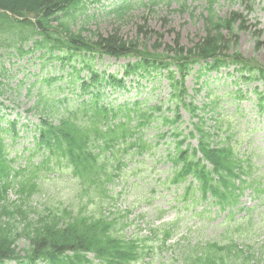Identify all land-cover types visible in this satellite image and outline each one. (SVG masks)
Returning <instances> with one entry per match:
<instances>
[{
    "label": "trees",
    "instance_id": "16d2710c",
    "mask_svg": "<svg viewBox=\"0 0 264 264\" xmlns=\"http://www.w3.org/2000/svg\"><path fill=\"white\" fill-rule=\"evenodd\" d=\"M79 1L0 0V52L5 51L0 56L10 54L13 50L22 54L24 45L39 35L41 39L34 40V47L48 49L51 54L54 51L67 50L68 53L74 54L106 53L112 56L129 54L138 56L136 67H132L128 73L136 68L146 71L159 66L170 68L171 65H175L184 77L190 64L210 58L213 59L212 68L225 65L231 60L241 64L246 70H256L264 79L263 68L250 66L248 59L246 60L238 51L233 52L238 44V35L234 32L241 18L238 12H231L222 18L213 10L211 4L208 16L204 17L203 35L198 39H192L187 48L179 38H176L174 46H168L161 51V45L152 49L143 39H125L117 28L111 32L107 31L106 34L99 32L85 34L83 28L74 31L71 23ZM59 12L63 15L59 16ZM53 56L58 58L55 54ZM53 56L51 58H54ZM167 58L170 60H165ZM94 73L92 72L90 78L92 84L93 79L100 80V76ZM112 80L117 83L113 84L109 80L111 84L123 86L122 81L115 78ZM171 81L172 89L178 87L181 90L182 87L178 85L180 81L174 80L173 75ZM102 86L103 83L98 84L97 90L91 92L90 101H83L67 110L57 123L49 119L48 113H45L46 117L42 114L38 126L40 134L38 149L44 151L46 159L55 160L69 167L73 177L78 180L81 187V190L78 188L80 200L78 199L75 207L60 209L48 207L45 211L39 212L28 204L29 199L41 191L35 179L37 175L22 177L23 169L17 170L10 165L3 137L10 129L4 127L0 120V264L7 259H23L27 261L25 264H37L39 261L46 264H89L91 262L87 257L88 251H93L101 264H116L127 259L128 256L125 255H129L131 242L117 241L125 238L117 235L116 223L108 217L95 216L92 215L94 212L84 210L85 199L102 192L101 186L91 188L85 185L90 184L93 177H99L108 170L110 159L118 157V152L120 156H124L136 148V143H128L136 130L132 131L127 123H121L106 131L100 128L102 121L117 116L119 112L123 113L122 108L113 109L99 103L103 96L100 90ZM90 87L92 86L87 81L81 82L83 92ZM3 93L4 86L0 81V97ZM179 95L182 96L183 93ZM0 104L2 105L1 100ZM195 110L196 107H193V111ZM129 113L128 109L125 114ZM15 124L12 123V131H15ZM199 133L201 152L213 165L208 173L215 172L221 177H224L225 173L233 174L234 168L240 165L238 164L240 161L235 159L234 151L228 146L211 147L209 135L203 131ZM120 143L129 146L119 151L116 147ZM138 149L144 150L142 146ZM185 154L187 152L181 155L183 159L186 158L183 172H195L206 178L205 166L197 165L194 159H189ZM119 163L121 164L120 161ZM208 187L212 188V185ZM11 189L19 201L8 199ZM21 238L28 241V245L19 250L17 241ZM238 258H242L241 264H246L247 258L244 256L237 254L235 257L229 252L218 255L211 247L204 252L188 253L185 264H237L235 262H239Z\"/></svg>",
    "mask_w": 264,
    "mask_h": 264
},
{
    "label": "rangeland",
    "instance_id": "374dc122",
    "mask_svg": "<svg viewBox=\"0 0 264 264\" xmlns=\"http://www.w3.org/2000/svg\"><path fill=\"white\" fill-rule=\"evenodd\" d=\"M90 1L100 2V6L92 5ZM109 0H83L86 3V8L94 17H77V23L73 25L75 30L84 26L88 33H105L111 32L113 29H119L125 39L140 38L148 44L150 47L161 45V50L166 49L168 46H174V40L179 38V41L187 48L190 45L192 39H198L203 31L204 21L201 14L204 12L208 3L206 0H165L163 4L157 6L153 11H149L145 8H138L131 11L123 19H115L112 16L104 17L97 16L101 11H105L103 8L104 3ZM171 2L169 7L166 6L167 2ZM181 1L186 3V6L182 7ZM183 2V3H184ZM95 8V10H93ZM242 11L240 4L235 0H217L216 10L220 15H225L231 10ZM98 13V14H97ZM247 14V12H245ZM96 16V17H95ZM248 27L238 32V48L239 51L245 57H255L260 61H264V0H255L254 11L247 14ZM141 30V31H140ZM144 31H147L144 33ZM96 34V35H97ZM31 46V42L27 44L26 48ZM3 50L0 54L4 53ZM107 64L114 63L108 59H105ZM121 64H119L120 66ZM118 67L110 66V70H117ZM0 71L6 73V78L2 80L7 82L5 85L7 92L2 98V102L9 108H3L2 112L8 114L7 120L17 119L19 124L17 129L19 135L13 139L11 135L7 138L9 145V158L15 159L13 166L24 165L28 162L29 157L34 152V141L36 132L33 126L39 122V116L41 112H48L52 114L56 107L62 104L60 101L67 99L73 103L76 101V94L70 93L72 87L69 82L70 76L68 75L69 69L61 68V63L57 60H44L41 56V52L35 51L31 54L19 56L17 53L12 55L0 56ZM43 77H58L57 80H52L50 84L46 85L42 83ZM161 81V92H149L150 87L146 88L149 95H154L151 99L152 104H157V101L167 96L168 87L167 81L161 77L157 78ZM157 83L159 81H156ZM154 81L147 82L144 79L142 86L153 84ZM220 82H215L218 85ZM188 87L192 86V77L188 79ZM255 85V84H253ZM248 88H246L247 90ZM144 92V91H143ZM132 92L127 96L134 95ZM143 95V94H142ZM122 97V95L120 96ZM200 97H197V101H200ZM254 99V98H253ZM64 105V104H62ZM30 112L28 109L34 107ZM235 107V105L233 106ZM241 110L245 111L242 118H236L234 121L236 127L239 128V133L243 136L244 145L247 141H250L251 149L257 152H261L260 156H256L255 162L260 171L264 170V112L260 113L254 102L244 101L241 105ZM222 111L224 114H229L234 111V108L229 107L227 102L222 104ZM183 113L185 127L189 123L190 115L185 111ZM210 121H208V126ZM26 124L27 126H24ZM168 128L165 127L164 130ZM157 132V126L149 127L147 130L148 136H153ZM237 138V136H236ZM169 138L160 140V144L165 145L164 142ZM195 144V140L193 141ZM240 148L242 145L240 144ZM239 149V148H238ZM157 153H163L158 151ZM150 157V156H149ZM150 158L149 160H152ZM157 162V154H156ZM42 160L41 153L33 154L31 162H39ZM158 166V164H157ZM171 167L170 162H162L158 169L155 170L156 174H150L149 176H138L136 180L140 185H143L144 190L131 189L128 194L124 193L126 206L134 204V214H145V218L139 221L140 228L145 229L148 222L155 224L170 223L174 229L172 230L169 242L177 245V241L184 245L190 240H219L220 234L223 229L219 225V219L214 218L216 208H213L212 217L201 219L198 215L191 214L192 210L185 206L179 207L175 205L171 200L174 198L173 191L169 192V189L163 187H157L156 193L150 192V189H154V186H158L157 179L164 177L167 170ZM45 168H42L44 170ZM70 174L68 170H59L57 172H48L43 176V183L46 185V191L40 195H36V198L42 199L43 195L47 193L48 202L52 204L70 203L73 198L74 188L73 182L69 181ZM132 182L134 179L131 180ZM121 184H116L115 189L120 188ZM149 188H146L148 187ZM134 191V192H132ZM139 197L140 202H134L133 199L136 195ZM247 200L250 205H254L255 200L246 194L244 201ZM42 201H40L41 203ZM116 204V201L113 202ZM258 202L255 204L253 214L263 212L264 206L257 209ZM122 205V208L126 207ZM241 206H244L241 200ZM205 205H199L196 211L203 209ZM260 217V216H259ZM264 220V215L262 216ZM264 225V222L262 223ZM135 227H129V233ZM138 236L144 235V233L137 231ZM264 235V234H263ZM262 235L254 239L256 243L255 248L260 252V245L262 244ZM20 247L26 246V242L23 240L18 241ZM179 246H175L178 248ZM177 254V252H176ZM163 255V254H162ZM261 257V256H260ZM159 261H164L163 258L157 256L155 258L156 264ZM15 264V263H8ZM168 264H172L168 262ZM176 264H180L179 262Z\"/></svg>",
    "mask_w": 264,
    "mask_h": 264
}]
</instances>
